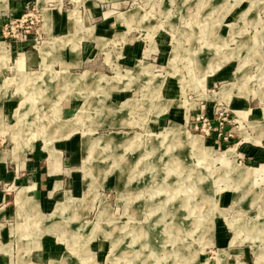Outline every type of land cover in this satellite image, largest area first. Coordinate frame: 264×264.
Segmentation results:
<instances>
[{
	"label": "rangeland",
	"instance_id": "rangeland-1",
	"mask_svg": "<svg viewBox=\"0 0 264 264\" xmlns=\"http://www.w3.org/2000/svg\"><path fill=\"white\" fill-rule=\"evenodd\" d=\"M5 5L0 40L19 47L9 59L0 43V149L26 155L0 187L15 206L40 172L53 202L20 201L26 250L45 233L49 264H264V136L248 115L264 107V0H50L101 37L70 67L38 0ZM29 47L43 57L22 67Z\"/></svg>",
	"mask_w": 264,
	"mask_h": 264
},
{
	"label": "crops",
	"instance_id": "crops-1",
	"mask_svg": "<svg viewBox=\"0 0 264 264\" xmlns=\"http://www.w3.org/2000/svg\"><path fill=\"white\" fill-rule=\"evenodd\" d=\"M48 1L50 0H44L43 4L40 5L38 0V5L44 8L43 21L41 22V26H40L41 31L45 32L46 35V39L44 40V42L51 39L52 37H61L62 43L64 45L63 51L65 53H68L67 59L64 62L67 66L70 67L71 64L79 63L80 61H82V58L78 54L81 48V43L82 45L86 44L85 42V39H87L86 37L90 36L91 38H94L98 43L101 41V37L96 36L94 34L91 35L90 31L92 27L88 25L86 19H84L82 16L79 15V10L77 9L76 6L74 9L69 10V13L61 14L59 12L60 11L59 8L58 10H53L51 7L45 6ZM5 7L6 5L0 6V12L1 10H4L2 8ZM74 10H76L79 15L80 18L79 22H75L71 18V12ZM120 14L123 15V13ZM74 25L79 27L78 31L72 30ZM104 30L108 31V29H104ZM58 33H64V34H58ZM71 39H75V40L78 39L79 43L77 50H73L72 46L74 43L71 41ZM0 43L6 48V50L8 48L9 59L11 56L10 52L12 51V47L15 49L19 47L18 44H13V46L10 45L6 40H0ZM85 50H86L85 48L84 49L82 48V51ZM23 52H19V55L17 56L18 57L17 63L22 67L36 64L37 62H40L41 58L43 57L40 56L39 51L34 50L33 47H29L27 50H24ZM56 52H57L56 50L52 51L54 55L56 54ZM21 56L23 58L22 64L19 63V58ZM55 58H59V57L56 56ZM1 78L2 77H0V79ZM248 115L251 121L253 123H256L255 125L258 128L260 139L263 138L264 107L258 105L256 108H251L250 110H248ZM0 116H1V109H0ZM24 150L22 151L21 149H16V148H12L10 150H7L5 148L0 149V183L3 180L8 181L10 179H15L17 177H19V180H21L20 176L22 173L20 172V170L22 168V163H23L22 159L25 158L26 155V152ZM21 151L23 152L22 155L20 154ZM59 153L60 151L57 150L56 153L54 154L58 156ZM7 162L16 163V166L12 165V169H9L6 164ZM31 170L32 168L29 167L28 168L29 174ZM28 177H30L29 184H26L25 186H23V188L18 189L14 195L15 206L8 205L4 201L6 193H4L0 187V264H49L52 260H54L52 258L46 260L45 255L47 253H51L52 252L51 250H57V249H43L44 245L45 246L51 245V240L47 239L50 236H47L45 235V233H43L40 237V246H37L38 242L37 240H35L34 247H32L31 251H29L26 249H28V247L30 246L28 244L29 243L28 240H30V238L21 236L22 232L18 231V228H21L22 224L25 222V214L22 206H20V201L21 204L28 205V207H32L36 209V211H38L37 214L43 213V210L48 209L53 203L51 199H48L44 195H42V193L46 192V190L44 191L42 190V187L45 185L44 184L45 175H43V173L40 172H35V174H30ZM52 191L53 190H49V192L47 193L48 196L52 193ZM29 213L31 215H35L34 211H30ZM19 215H21L22 218L24 219L21 222H19L18 220ZM44 215L46 216L47 214ZM13 218H15V220L12 223ZM30 219H32V216L31 217L29 216V219L26 220V222H28ZM33 219L35 220L37 218H33ZM16 234L18 236L17 242L13 238L14 235L16 236ZM29 236L33 238L36 236V234L30 232ZM23 258H25L26 260L23 261Z\"/></svg>",
	"mask_w": 264,
	"mask_h": 264
},
{
	"label": "bare ground",
	"instance_id": "bare-ground-1",
	"mask_svg": "<svg viewBox=\"0 0 264 264\" xmlns=\"http://www.w3.org/2000/svg\"><path fill=\"white\" fill-rule=\"evenodd\" d=\"M156 137V136H155ZM152 143V142H151ZM154 143V142H153ZM116 155V154H115ZM174 161V160H173ZM153 165H154V163H153ZM156 166V165H155ZM249 173H250V170H247V171H244V172H242L241 173V175L242 176H244V177H247L248 175H249ZM150 182L153 184L152 185V187H154V186H159V185H164L165 186V188H166V191L168 192V196H167V198L169 199V197H171L172 195H171V191L169 190V188H170V185H171V182L170 181H160V180H157L156 178L155 179H151L150 180ZM156 184V185H155ZM170 191V192H169ZM178 193H180V191L178 192ZM177 193V200H178V203L179 204H181L182 206H184L185 208H187V206H191V204L189 205H187V201L186 200H183L182 201V198L180 197V195ZM157 200V199H156ZM164 201H163V203H161V202H155L154 203V205L155 206H158V207H165L164 208V210H163V215H165V216H169L170 214V207H172V206H170V204H168V200L167 199H163ZM185 201V202H184ZM169 205V206H168ZM173 206H175V204H173ZM173 209V208H172ZM188 209V208H187ZM173 212V211H172ZM178 232H179V228L178 229H176Z\"/></svg>",
	"mask_w": 264,
	"mask_h": 264
}]
</instances>
